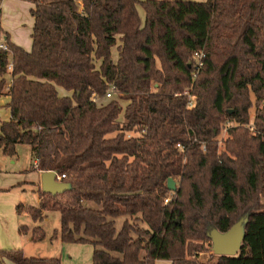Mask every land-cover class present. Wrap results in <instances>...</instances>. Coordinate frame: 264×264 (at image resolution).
<instances>
[{"label": "trees", "instance_id": "obj_1", "mask_svg": "<svg viewBox=\"0 0 264 264\" xmlns=\"http://www.w3.org/2000/svg\"><path fill=\"white\" fill-rule=\"evenodd\" d=\"M23 1L34 5L33 45L7 35L0 49V95L11 96L0 148L14 157L30 146L34 170L72 187L42 190L18 213L59 212L55 235L92 244L93 264H208L194 253L212 246V229L247 218L239 253L213 264H264V0ZM111 87L125 106L105 100ZM7 261L62 264L0 250Z\"/></svg>", "mask_w": 264, "mask_h": 264}, {"label": "rangeland", "instance_id": "obj_2", "mask_svg": "<svg viewBox=\"0 0 264 264\" xmlns=\"http://www.w3.org/2000/svg\"><path fill=\"white\" fill-rule=\"evenodd\" d=\"M138 10L144 22L145 11L143 7L139 6ZM0 30L4 32V41L8 35L12 43L16 42L15 44L22 47L27 46L30 48L29 51L32 50V17L27 7L24 9L22 6L21 8L14 9L10 7V5H6L3 8L0 3ZM13 38L15 42H13ZM6 79L9 81L11 80V75L9 73L6 75ZM113 98L118 99L123 106L127 104L125 100H122L117 95H114L110 99ZM252 98L253 101H255L254 95H252ZM110 99L105 98L106 101ZM256 111L257 108L255 106L250 111L252 121H254ZM225 138H227L226 129H224L222 134L218 137L221 146ZM36 158L30 146L23 144L17 146V154L14 157H5L2 152H0V186L10 187L16 185V188L11 189L10 192L20 196V203L33 206L39 205V194L42 191L41 180L38 185L30 183L39 178V174L34 170ZM26 181L30 182L27 183ZM43 215L42 221H39L38 225L43 228L46 234L45 239L31 242L30 246L26 249V253H24L28 257L60 258L62 262L60 255L63 252L62 249L66 247V244L61 240L59 235H55L56 231L61 227L60 213L57 211H46ZM16 217L21 225L32 226V222L34 221L27 213H22L20 216L16 214ZM123 221L124 218H118L117 226L121 227ZM32 229L33 228H31V231ZM67 250H69V248H67ZM67 250L64 251L65 254H68L69 259V263L66 262V264H93V251H91V248L88 250V246H84L74 251V253L71 250V252L68 253ZM194 257H197L198 261L204 263L213 264L218 261V256L213 253L212 246H207L206 249L195 252Z\"/></svg>", "mask_w": 264, "mask_h": 264}, {"label": "crops", "instance_id": "obj_3", "mask_svg": "<svg viewBox=\"0 0 264 264\" xmlns=\"http://www.w3.org/2000/svg\"><path fill=\"white\" fill-rule=\"evenodd\" d=\"M192 1L203 2L206 0H192ZM0 3H1V6L3 8L6 5H10V7L14 8V9L15 8H17V9L21 8L22 6L24 9L27 7L29 9L30 15L32 17V35H33L35 19L31 14V10L34 8V5L32 3L27 2V1H23V0H0ZM32 35H31V38H32V45H33ZM3 36H4V32L2 30H0V45L6 44V42L3 39ZM13 40H14L13 42H15L14 38H13ZM119 45H120V42L115 47L112 48V54H113V58L115 61H117L119 58V52H118ZM20 47H22V46H20ZM22 48L25 49L26 51H29V49H30L27 46L22 47ZM59 94H60V96L71 95V93L66 92L63 88H59ZM10 101H11L10 95H0V134H1V128H2L3 123L9 122L11 119V109L9 107ZM0 152H2L1 148H0ZM2 154H3V152H2ZM3 156L6 157V155H4V154H3ZM36 173L39 174L38 180L31 181V182L26 181V182L27 183L30 182V183H34V184L38 185V183H40L43 171H36ZM24 182H22V183H24ZM19 185H20V183H19ZM15 186L16 185H13L10 187L0 186V250H3V249L4 250H23L26 253L27 247H29L31 242H33V240L31 239V234H30L31 228L38 226V222L33 221L32 226H28L29 227L28 232H25V231L22 232L20 230L22 225L20 224V221L17 220L16 214H17V216L22 215V214L18 215L19 213L17 211V206L20 204L19 201L21 199H20V196L18 194L10 192L11 189L16 188ZM41 186H42V183H41ZM38 203H39V201H38ZM22 235H23V237H22ZM65 244H66V247L62 249L63 252L60 255L62 258V264H66V262L69 263L68 254L64 253V251L67 250V248H69V250H67L68 253L71 251L74 253V251H77L80 248H83L84 246H88V250L91 248V251L94 252V247L92 244H88V243H86V244H84V243H65ZM156 262H157V264H172V261H170V260H157ZM7 264H16V263L11 262V261H7ZM208 264H210V263H208Z\"/></svg>", "mask_w": 264, "mask_h": 264}, {"label": "water", "instance_id": "obj_4", "mask_svg": "<svg viewBox=\"0 0 264 264\" xmlns=\"http://www.w3.org/2000/svg\"><path fill=\"white\" fill-rule=\"evenodd\" d=\"M57 175L58 172L56 171H45L42 173L41 183L43 192L58 194L72 187L70 183L58 180ZM168 188L171 191L177 189V183L173 178L168 180ZM247 220V218L240 219L226 232L212 229L209 235L212 239V251L215 255L236 256L239 253L245 237V225Z\"/></svg>", "mask_w": 264, "mask_h": 264}, {"label": "built area", "instance_id": "obj_5", "mask_svg": "<svg viewBox=\"0 0 264 264\" xmlns=\"http://www.w3.org/2000/svg\"><path fill=\"white\" fill-rule=\"evenodd\" d=\"M0 49H1V50H8V46H7V44H2V45H0ZM202 57H203V53H196V58L201 59ZM201 65H202V64H201V62H200V63H199V66H201ZM9 68L11 69V68H12V65H9ZM114 95H116L115 87H111V88L108 90L107 94H106V98L110 99V98H112ZM92 100H93L94 102H97V103L100 102V98H98V96H97L96 94L93 95ZM194 105H195V98H192V101H191V103H190V106L193 107ZM38 164H39V159L36 158V161H35V167H38ZM57 177H58V180L62 181V179H65V178H66V175H60V174H58Z\"/></svg>", "mask_w": 264, "mask_h": 264}]
</instances>
